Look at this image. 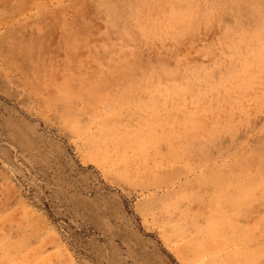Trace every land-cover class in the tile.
<instances>
[{
    "label": "rangeland",
    "instance_id": "1",
    "mask_svg": "<svg viewBox=\"0 0 264 264\" xmlns=\"http://www.w3.org/2000/svg\"><path fill=\"white\" fill-rule=\"evenodd\" d=\"M0 264H264V0H0Z\"/></svg>",
    "mask_w": 264,
    "mask_h": 264
},
{
    "label": "bare ground",
    "instance_id": "2",
    "mask_svg": "<svg viewBox=\"0 0 264 264\" xmlns=\"http://www.w3.org/2000/svg\"><path fill=\"white\" fill-rule=\"evenodd\" d=\"M244 184V183H243ZM178 212V211H177Z\"/></svg>",
    "mask_w": 264,
    "mask_h": 264
}]
</instances>
